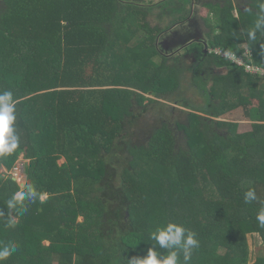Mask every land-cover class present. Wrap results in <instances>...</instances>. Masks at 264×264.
Instances as JSON below:
<instances>
[{"label":"trees","instance_id":"obj_1","mask_svg":"<svg viewBox=\"0 0 264 264\" xmlns=\"http://www.w3.org/2000/svg\"><path fill=\"white\" fill-rule=\"evenodd\" d=\"M259 2L244 12L234 0H195L210 47H249L264 66V35H247L264 14ZM146 3L0 0V94H13L19 137L18 149L0 156V247L17 245L2 264H129L154 245L166 256L151 235L168 222L195 233L199 247L189 264H264V228L256 219L264 208V76L209 52L194 74L207 66L223 72L213 74L211 92L197 87L191 97L181 57L158 48L159 35L188 14L162 28L150 23ZM169 4L164 13L172 15ZM146 99L170 109L178 103L186 119L172 123L174 112L159 109L147 142H134L152 108ZM239 110L251 130L237 132L225 119ZM175 124L193 133L189 149L178 147ZM20 155L24 186L1 171ZM28 184L46 199L8 209ZM249 189L257 199L246 203ZM9 215L19 218L14 227ZM251 233L263 239L254 261Z\"/></svg>","mask_w":264,"mask_h":264},{"label":"rangeland","instance_id":"obj_2","mask_svg":"<svg viewBox=\"0 0 264 264\" xmlns=\"http://www.w3.org/2000/svg\"><path fill=\"white\" fill-rule=\"evenodd\" d=\"M156 3L160 0H142V2H148V8L149 10H151V2ZM173 6V4L171 5ZM163 10L162 7L159 6H155L150 17H149V21L152 25H159L160 27L164 28L166 27L169 22L171 17H173L175 20L178 19L180 16L177 14H172V15H168L167 13H163L162 16L160 17V13ZM195 21L194 24L192 26H185L188 29H185L184 26H177L176 29L172 30H167L162 32L159 37H158V48L159 50L163 53V54H169L172 52V50L174 48H178L177 50H181L178 51V55L179 57H181V61L184 62L183 64H185L187 70L189 71V77L188 79L190 81H192V85L193 87L191 89H189L187 91L188 95H191V97H193V94H200L198 92H196V88H205L204 91L211 92V89L214 85L213 83V74L214 73H221L223 72L220 68L215 67V66H207L205 68H203L200 71L201 76L197 77L194 74V68L195 66L199 63H195V62H189L186 56H184L185 52H183V49L187 46L188 50L191 49L190 44H188L192 38L193 35L199 34L200 32H206V26L203 23V21L200 18V15L197 14L194 17ZM210 19L211 22L213 24V26L216 29V33L220 32V28H219V24H218V20H217V16L214 14L213 16L210 15ZM191 20V19H189ZM184 25V22L182 23ZM188 24V23H185ZM175 26H171L169 29L173 28ZM176 33H178V35H182V36H186L182 41L180 39H178L177 41H175L176 38ZM141 38L143 37V34L139 35ZM200 37V36H199ZM201 38V37H200ZM202 39V38H201ZM195 41V40H193ZM183 42V43H182ZM187 49V48H186ZM185 49V50H186ZM160 52V53H161ZM204 57L203 55H200V59H202ZM160 58H157V60H159ZM117 60V59H116ZM117 62V61H115ZM193 79V80H192ZM148 96H152V95H148ZM213 99V98H212ZM160 101H164L163 99H159ZM201 100V99H200ZM197 101V102H196ZM192 102L198 106L200 105V101H198V99H192ZM144 104H147L149 106H151V111H149L144 118L142 119V124H143V128L141 129V132H137L134 135V142H142V143H146L148 140V135H149V131L151 130V126L153 125V127L160 123V119L158 121H156V114L158 113V110L161 109L163 112H168L171 111L174 115H175V119H173L172 123L175 120H184L186 119V114L181 112V109H185L183 106L178 105V103H171L173 105L176 106V109H170L164 105L161 104H153L152 102H150L149 99H146L144 101ZM155 106V107H153ZM180 108V110H179ZM189 110V109H186ZM164 114V113H163ZM204 117H206L207 115L204 114L203 112L201 113ZM226 120H232V122H234V126L232 127V129L234 128V130H236L237 132H245V131H249L252 129V121L247 120L246 117L244 116V113L242 110H239L237 113H235L234 117L227 119ZM183 122V121H182ZM177 124H175L174 129H175V134L177 136V142H178V147H183L185 149H189V141L192 142L194 141L192 138H189V134H193L191 131L186 130L184 125H180L179 127L176 126ZM150 129V130H149ZM12 159V158H11ZM65 161V158H61L59 160V163H63ZM27 161L23 158L22 155H20L17 159L15 160H11L10 161V165L13 164L12 168H8L7 166L2 167L1 171L8 173L9 175L13 176L22 186L23 184L26 183V172H25V166H26ZM71 218H74V216H70ZM15 220L18 221L19 218L17 216H14ZM84 219L83 216H79L76 220V222H82ZM17 228V227H16ZM26 226L20 227V230L24 231L26 230ZM28 234L29 233V229H27ZM249 237V236H248ZM249 239V238H248ZM250 244L253 247V258L256 255V247H258L259 245H261V239L259 238L258 234L253 235L252 237H250ZM47 244H49V241H46Z\"/></svg>","mask_w":264,"mask_h":264},{"label":"clouds","instance_id":"obj_3","mask_svg":"<svg viewBox=\"0 0 264 264\" xmlns=\"http://www.w3.org/2000/svg\"><path fill=\"white\" fill-rule=\"evenodd\" d=\"M259 7L261 13H264V0H261ZM257 32L264 35V14L258 16L255 27L247 33L248 38L253 41L256 40ZM15 111V101L12 92L4 91L0 94V156L10 155L19 147V137L15 131ZM244 195L246 203H251L257 199L254 189H249ZM37 197L43 202L46 199V194L37 193L33 185L28 184L25 189L14 193L12 198L7 201V208L16 209L19 205L21 211L26 210L27 205L24 202H35ZM3 215V211H0V216ZM256 219L260 227L264 228V208H261ZM15 223V219L9 215L7 226L14 227ZM151 239L160 248L168 249V254L166 256H158L154 245L148 249L146 257H133L129 260V264H179L180 251L183 252L184 264H189L193 249L199 247V241L195 238V233L174 222H168L158 227L152 233ZM16 250L17 245L15 243H6L0 247V264Z\"/></svg>","mask_w":264,"mask_h":264},{"label":"crops","instance_id":"obj_4","mask_svg":"<svg viewBox=\"0 0 264 264\" xmlns=\"http://www.w3.org/2000/svg\"><path fill=\"white\" fill-rule=\"evenodd\" d=\"M166 1L171 3V4H169L168 9H167L169 13L172 12V14L182 15V13L185 12V13L188 14V17H191V18L196 16L197 14H199L200 6H199V4L195 3V0H160V1L156 2L155 4L151 3V7H152L151 13H152V11H153L155 6L162 7L163 10L161 11L160 14L164 13L165 12V7H166ZM211 1L215 2L216 0H211ZM234 1H235V4H236V7L238 9H241L242 11L246 12L247 10L252 9V3H253L254 0H234ZM149 2H151V1H149ZM172 4H173V6H171ZM144 5L148 6V2L146 4H144ZM259 5H260V2H259ZM238 9H236V13L237 14L239 12ZM214 11H215V8H212V13L210 14L211 16L214 15V13H213ZM245 16H247V15H245ZM185 23H188V26H189V22L185 21L184 25L181 23V24H178V27L179 26H184V27L187 26V24H185ZM175 25L176 24H174L173 26H175ZM176 27L177 26H175V27H173V28H171L169 30L173 31L174 29H176ZM202 39L205 40V36L204 35L202 36ZM255 234H258V233L249 234L248 235L249 236L248 240L250 241V237H252ZM259 238L261 239V243L263 244V239H262V237L260 235H259ZM249 244H250V242H249ZM250 247H251L252 261H254L255 258H256V255L253 258L254 254H253V251H252L253 247H252L251 244H250Z\"/></svg>","mask_w":264,"mask_h":264},{"label":"built area","instance_id":"obj_5","mask_svg":"<svg viewBox=\"0 0 264 264\" xmlns=\"http://www.w3.org/2000/svg\"><path fill=\"white\" fill-rule=\"evenodd\" d=\"M209 52L212 54L215 53L238 66L244 67L247 73L264 76V66L255 62L254 53L249 47L245 48L241 53H235L219 46L211 47Z\"/></svg>","mask_w":264,"mask_h":264},{"label":"flooded vegetation","instance_id":"obj_6","mask_svg":"<svg viewBox=\"0 0 264 264\" xmlns=\"http://www.w3.org/2000/svg\"><path fill=\"white\" fill-rule=\"evenodd\" d=\"M194 17H192V18L191 17H187L186 21L189 22V26H192L194 24V21H195ZM188 18L191 19V20H189ZM187 26H188V24H187ZM185 29L188 32V29L187 28H185ZM201 34H203V32H200L199 34H196V35L192 36L191 39H193L195 41L191 40L188 43V44H190L191 49L188 50L187 46L183 49V52H185L184 56H186L187 58H190V59H188L189 62L198 63V62L202 61L207 54H210L209 53L210 45L208 44V37L206 35V32H204L205 40L201 39L202 36H203ZM175 35H176L175 39L176 40L180 39L181 41L187 36V35L186 36L178 35L177 33ZM177 49L178 48H174L172 50L171 54L172 53L175 54V55L178 54L179 53L178 51H181V50L180 49L177 50ZM203 54H204V57L202 59H200V55H203Z\"/></svg>","mask_w":264,"mask_h":264},{"label":"water","instance_id":"obj_7","mask_svg":"<svg viewBox=\"0 0 264 264\" xmlns=\"http://www.w3.org/2000/svg\"><path fill=\"white\" fill-rule=\"evenodd\" d=\"M25 184H23V186H24ZM22 186V185H21Z\"/></svg>","mask_w":264,"mask_h":264}]
</instances>
